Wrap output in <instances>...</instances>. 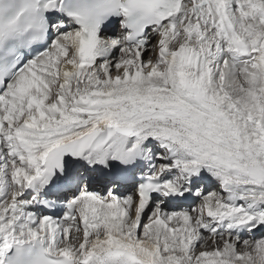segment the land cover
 Instances as JSON below:
<instances>
[{"label": "snow or ice", "instance_id": "obj_1", "mask_svg": "<svg viewBox=\"0 0 264 264\" xmlns=\"http://www.w3.org/2000/svg\"><path fill=\"white\" fill-rule=\"evenodd\" d=\"M0 264H264V0H0Z\"/></svg>", "mask_w": 264, "mask_h": 264}, {"label": "bare ground", "instance_id": "obj_2", "mask_svg": "<svg viewBox=\"0 0 264 264\" xmlns=\"http://www.w3.org/2000/svg\"><path fill=\"white\" fill-rule=\"evenodd\" d=\"M93 179L95 180V181H98L99 179L97 178V175L96 174H93ZM107 182V180H100V183L101 184H104V183H106ZM108 186H109V184H106L104 187L102 186L101 188H100V191H97V186L95 185V183H92V184H89V190L90 191H93V192H95V193H98L99 195H101V196H104L106 193V190L108 189ZM118 187H117V191H118V193H120V194H122L123 192H124V190H126L125 188H131V190H132V188L134 187V185H129V186H124V187H121L120 185H117ZM215 187H217V186H214L213 188H215ZM120 188H122V189H120ZM215 190H216V188H215ZM217 191V190H216ZM218 191H219V187H218ZM130 192V191H129ZM129 192H128V194H129ZM145 222H147V219L145 218ZM259 234V232H257L256 233V237H258L257 235ZM260 236V235H259ZM246 238V237H245ZM248 238V237H247Z\"/></svg>", "mask_w": 264, "mask_h": 264}, {"label": "rangeland", "instance_id": "obj_3", "mask_svg": "<svg viewBox=\"0 0 264 264\" xmlns=\"http://www.w3.org/2000/svg\"><path fill=\"white\" fill-rule=\"evenodd\" d=\"M126 189V191H130L131 192V188H125ZM127 195V194H126ZM247 238V237H246ZM248 238H250V237H248ZM257 238H259V237H257Z\"/></svg>", "mask_w": 264, "mask_h": 264}]
</instances>
